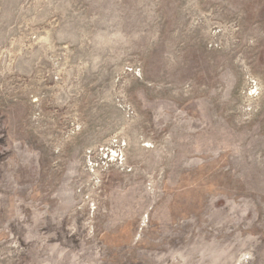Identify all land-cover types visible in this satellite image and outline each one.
I'll use <instances>...</instances> for the list:
<instances>
[{
    "label": "rangeland",
    "instance_id": "374dc122",
    "mask_svg": "<svg viewBox=\"0 0 264 264\" xmlns=\"http://www.w3.org/2000/svg\"><path fill=\"white\" fill-rule=\"evenodd\" d=\"M0 264H264V0H0Z\"/></svg>",
    "mask_w": 264,
    "mask_h": 264
}]
</instances>
